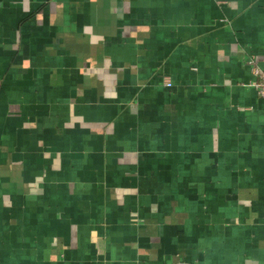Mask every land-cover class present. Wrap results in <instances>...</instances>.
<instances>
[{"label": "crops", "instance_id": "crops-1", "mask_svg": "<svg viewBox=\"0 0 264 264\" xmlns=\"http://www.w3.org/2000/svg\"><path fill=\"white\" fill-rule=\"evenodd\" d=\"M250 59L264 0H0V264H264Z\"/></svg>", "mask_w": 264, "mask_h": 264}, {"label": "built area", "instance_id": "built-area-1", "mask_svg": "<svg viewBox=\"0 0 264 264\" xmlns=\"http://www.w3.org/2000/svg\"><path fill=\"white\" fill-rule=\"evenodd\" d=\"M247 63L250 65L255 76V81L252 83V85L257 90L259 96L264 98V69L258 66L253 59L248 60ZM166 85L172 86V83L168 81Z\"/></svg>", "mask_w": 264, "mask_h": 264}]
</instances>
